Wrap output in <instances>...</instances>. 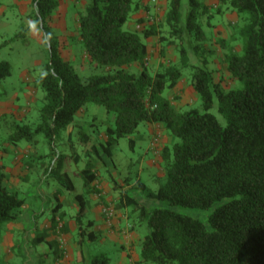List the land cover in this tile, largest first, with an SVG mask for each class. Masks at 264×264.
Masks as SVG:
<instances>
[{"label":"trees","instance_id":"16d2710c","mask_svg":"<svg viewBox=\"0 0 264 264\" xmlns=\"http://www.w3.org/2000/svg\"><path fill=\"white\" fill-rule=\"evenodd\" d=\"M32 1L34 16L48 44V61L39 77L45 90V104L41 121L34 127L17 126L10 141L17 143L23 138L32 141L35 134L44 132L50 154L35 158L45 176L73 189L74 183L64 165L68 157L77 161L79 154L67 157L58 150L56 140L65 131L70 138L73 136V129L80 126L75 115L86 103L101 104L108 112L115 113V124L106 127L103 140L95 141L88 133H81L80 142L90 157L102 158V151L112 156L120 137L134 132L143 121L163 123L179 137L171 147L164 145L161 149L165 180L153 189L137 178L131 190L139 189L148 199L171 207L150 208L138 202L129 189L122 191L116 203L118 209L134 205L132 212H137L139 220L149 228L141 241V261L264 264V0H220V5L215 6L218 12L226 8L235 11L238 20L243 21L233 30L229 43L220 40L222 46L231 44L224 57L226 68L241 86L226 89L215 79L208 60L202 59L193 74V86L201 97L203 110L191 107L185 111H180L172 98L164 95L166 87L177 86L182 68L162 60L152 73L149 44L138 29L124 28L135 0H90L79 14V40L85 54L91 62L107 68L105 72L90 74L86 80L62 56L58 39L46 25L59 1ZM182 1L167 0L160 21L143 17L140 21H144L141 28L144 36H160L163 42L160 53L164 54L168 42L176 46L179 37L180 61L184 67L191 61L190 51L198 58L210 53V49L215 52V48L206 51L204 43L208 36L200 20L203 15L210 16V7L201 0H189L190 7L184 17ZM163 24L169 25L172 38L163 33ZM134 64L138 71L130 69ZM10 68L9 61H1L0 78L9 75ZM214 106L225 123L212 111ZM80 174L88 190H94L99 170L91 159ZM8 176L5 166L0 165V233L4 223L19 219L25 206V198L9 190ZM128 179L131 182L133 178ZM77 197L80 201V209L74 216L78 229L77 262L109 264L107 254L89 255L86 251V243L97 239L101 231L90 228L93 220L84 222V196ZM173 206L215 208L208 222H204ZM58 208L53 211L51 227L62 221V229L69 231L68 221L63 212L58 214ZM48 237L49 230L44 229L35 236V242L41 243ZM49 242L55 256H62L58 241ZM46 257L47 253L40 254V263Z\"/></svg>","mask_w":264,"mask_h":264},{"label":"rangeland","instance_id":"374dc122","mask_svg":"<svg viewBox=\"0 0 264 264\" xmlns=\"http://www.w3.org/2000/svg\"><path fill=\"white\" fill-rule=\"evenodd\" d=\"M58 1L59 6L46 19V25L58 39L62 56L74 64L83 80L90 74L107 71L106 67L88 59L79 40L78 17L85 11L90 0ZM135 1L138 6L135 8V2L124 28L138 29L143 40L150 42L149 65L152 73L162 60L166 63L173 62L182 68L177 86L166 87L164 90V95L171 97L180 111L191 107L203 110L201 97L193 86V74L202 59L208 60V67L213 69L215 79L220 80L226 89L241 86L239 80L235 81L230 77L226 68L224 57L231 44L225 47L220 42L224 39L229 43L233 30L243 23L238 20L235 11L226 8L223 12H218L216 7L220 5V0H201L210 7V16L203 15L200 19L208 36L204 47L206 51L215 48V52L210 49V53L205 52V55L197 58L190 51L191 61L183 67L179 37L176 38V46L167 43L163 54L160 53L163 44L160 36L149 39L141 30L144 21L140 19L157 18L160 21L166 10L167 0ZM155 5L158 6L157 9ZM189 7V0H183L184 17ZM144 8L149 13L140 16L139 11ZM134 20L140 23L136 28L131 24ZM163 26V33L168 35L169 25ZM169 38H172L171 35ZM232 42L236 43L234 40ZM164 43L166 44L165 41ZM4 60L9 61L11 72L0 78V165H4L8 171L6 184L9 190L24 197L25 206L18 220L4 223L1 229V264H82L76 259L78 229L74 216L80 209L78 194H82L85 200L84 222L93 220L94 225L90 228L101 231L97 239L86 243L89 255L105 253L109 256V264H149L141 261V241L149 231L146 222L139 220L137 212H132L134 205L118 209L116 203L122 191L129 189L138 202L150 208L171 207L162 201L148 199L139 189L131 190V184L141 178L151 188L157 189L165 180L161 149L164 145L171 147L179 137L172 134L163 123L143 121L134 132L120 137L112 150V156L105 151H102V158L87 156L84 145L80 142L81 133L86 132L95 141H100L105 137L106 127L115 124L114 112H108L101 104L88 102L75 115V122L80 126L73 129V136L70 138L68 131H65L56 140L58 150L67 157L79 154L77 161L73 157L65 160L64 169L74 183V188L69 189L54 178L45 176L40 162L35 158L41 154H50V144L44 132L35 134L32 141L25 138L17 143L10 141V135L17 126L28 124L34 127L41 121V109L45 104V90L39 77L48 61V44L44 30L34 16L32 0H0V62ZM130 69L138 71L135 64ZM212 111L225 123V118L215 106ZM90 159L99 170V177L94 182L95 189L92 191L88 190L80 174V170L86 167ZM29 163H32L31 166H28ZM128 178L133 179L130 182ZM103 205H110L114 209L109 221L106 220ZM57 207L58 214L63 212L68 221L69 231L62 229V221L58 226L51 227L53 211ZM173 208L208 222L215 206L210 209ZM36 212L38 214L35 215ZM46 223H50L47 226L52 230L48 229L50 237L41 243L35 242V236L47 229ZM53 239L58 241L62 256H55L56 252L49 242ZM44 253H47V257L40 263V254Z\"/></svg>","mask_w":264,"mask_h":264},{"label":"crops","instance_id":"0c3cea01","mask_svg":"<svg viewBox=\"0 0 264 264\" xmlns=\"http://www.w3.org/2000/svg\"><path fill=\"white\" fill-rule=\"evenodd\" d=\"M145 8L147 9L148 7H147V4L145 5ZM143 9V10H140L139 11V13H140V16H146L147 15V13H149L146 9ZM158 8V6L157 5H155V9H157ZM131 24H132V26H134L135 28L136 27H138L139 25H140V23H138V21H136V20H134V21H131ZM143 25V24H142ZM151 37H153V36H150L149 37V39L151 38ZM148 44H150V42H148ZM158 60H156V62H157ZM70 130V129H69ZM21 156V155H20ZM23 162V161H22ZM22 162H20V164H22ZM30 164H28V166H29ZM27 176V175H26ZM94 195H95V192H92ZM36 214H38L37 212L35 213V215ZM34 217V216H33ZM100 224V223H99ZM48 225H50V223L49 224H45V226H46V228L47 229H50V228H48L47 226ZM51 230V229H50ZM52 231V230H51Z\"/></svg>","mask_w":264,"mask_h":264},{"label":"built area","instance_id":"2783aa9c","mask_svg":"<svg viewBox=\"0 0 264 264\" xmlns=\"http://www.w3.org/2000/svg\"><path fill=\"white\" fill-rule=\"evenodd\" d=\"M113 208L110 205H103V212L105 213L106 220L109 221V218L113 216Z\"/></svg>","mask_w":264,"mask_h":264}]
</instances>
